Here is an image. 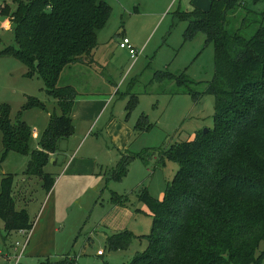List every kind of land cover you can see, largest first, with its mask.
<instances>
[{
  "label": "rangeland",
  "instance_id": "rangeland-1",
  "mask_svg": "<svg viewBox=\"0 0 264 264\" xmlns=\"http://www.w3.org/2000/svg\"><path fill=\"white\" fill-rule=\"evenodd\" d=\"M101 1L111 11L96 34L90 64L66 67L57 83L58 87H73L78 95L71 116L73 133L58 143L54 163L49 160L44 168L54 181L49 194L39 178L23 175L29 156L10 152L1 160L0 133V182L6 176L13 177L16 209H26L35 231L42 232L36 238L37 246L27 252H21L26 240L23 236L11 237L8 246L20 244L15 253L20 256L19 264H55L65 259L74 264L130 262L146 248L142 236L149 233L152 224L149 210L137 195L146 189L151 197L162 200L166 185L178 170L163 153L195 132L214 126V98L205 94L214 76L213 48L204 46L201 33L184 43L187 23L176 17V13L196 7L207 10L208 1ZM243 1L254 12L264 11V3ZM14 8L11 0H0V106H10L14 123L27 97L45 105L46 111L22 113L21 120L31 130L33 150L50 117L59 116L60 111L46 95L41 79L25 78L24 65L1 56L8 46L16 48L9 17L2 16ZM122 38L136 50L134 59L118 47ZM158 72L176 77L183 74L193 82L190 94H183L174 82H157ZM130 101L135 105L129 110ZM134 154H141L142 159L130 162L118 178L121 157ZM115 195L126 196L127 202L117 207ZM51 222L54 231L50 230ZM124 231L133 236L126 249H109L107 238ZM3 236L0 221V249L4 250ZM263 250L264 243L258 253ZM0 264L14 262L0 259Z\"/></svg>",
  "mask_w": 264,
  "mask_h": 264
},
{
  "label": "trees",
  "instance_id": "trees-1",
  "mask_svg": "<svg viewBox=\"0 0 264 264\" xmlns=\"http://www.w3.org/2000/svg\"><path fill=\"white\" fill-rule=\"evenodd\" d=\"M14 11L4 12L12 25L13 42L1 56L12 57L27 69L23 75L42 80L46 95L60 111L43 130L38 147L30 149L31 130L21 120L29 110L46 111L33 97L10 119V106H0L3 161L8 153L29 156L23 175L37 177L47 193L54 186L44 168L61 140L73 133L71 113L77 98L71 86L58 87L61 72L73 64H90L96 34L110 15L101 0H11ZM253 5L264 0H251ZM187 23L183 42L198 33L214 51V76L205 94L212 95L214 126L197 131L186 141L170 146L164 157L178 165L164 197L157 200L146 189L137 199L147 207L152 224L146 248L127 264H263L264 250V11L254 12L243 0H210L206 11L178 12ZM157 82H174L190 94L191 80L158 72ZM195 102H198L196 97ZM135 105L129 102V110ZM141 154L121 157L116 176ZM162 159V157H161ZM12 176L0 182V221L4 236L31 231L25 209H16ZM122 207L126 196H114ZM133 236L115 233L106 240L109 249L124 250ZM55 264H74L62 260Z\"/></svg>",
  "mask_w": 264,
  "mask_h": 264
},
{
  "label": "built area",
  "instance_id": "built-area-1",
  "mask_svg": "<svg viewBox=\"0 0 264 264\" xmlns=\"http://www.w3.org/2000/svg\"><path fill=\"white\" fill-rule=\"evenodd\" d=\"M9 23V22H8ZM118 47L120 49H123V50H127L128 51V54H129V57L130 59H134L137 55V52L136 50L130 45V42L128 41L127 38H122L119 43H118ZM32 231V230H31ZM31 231H19L18 234L23 236L26 240H25V243L23 244L24 246L22 247V250L21 252L24 251L26 245L28 244L29 242V238H30V233ZM20 247V244L19 243H15L14 245H11L10 249L12 250V253L11 255H8L6 254L2 249H0V259H3L5 261H11V262H14V264H19V259H20V256H16L15 253L17 252L18 248Z\"/></svg>",
  "mask_w": 264,
  "mask_h": 264
},
{
  "label": "crops",
  "instance_id": "crops-1",
  "mask_svg": "<svg viewBox=\"0 0 264 264\" xmlns=\"http://www.w3.org/2000/svg\"><path fill=\"white\" fill-rule=\"evenodd\" d=\"M208 1V3H210V0H207ZM197 8V7H196ZM198 9H200V10H203V11H206V9H205V7H203V8H198ZM75 103H76V100H75V102H74V106H75ZM74 106H73V108H74ZM73 110V109H72ZM73 112V111H72ZM71 116H72V113H71ZM72 118V117H71ZM191 139V138H190ZM55 155V154H54ZM54 155L53 156H51V162H52V164L54 163ZM53 188H54V186H53ZM53 188L51 189V190H53ZM51 192V191H50ZM49 192V193H50ZM48 193V194H49ZM118 207V206H117ZM26 210V209H25ZM27 211V210H26ZM28 213V212H27ZM28 215H29V213H28ZM29 218H30V216H29ZM52 224L50 225L51 226V228H50V230H55V229H53L52 228V225H53V222H51ZM37 226V225H36ZM35 229H36V227H35V224H33V229H32V231H31V233H30V239H29V242H28V244L26 245V247H25V249H24V251L23 252H25V250H26V252L27 251H29V249H32L33 247L35 248L36 246H37V244H36V238L37 239H39L41 236H42V232H40L41 230L39 229V231L37 230V232L35 231ZM38 232H40V233H38ZM2 242H3V240H2ZM11 243V242H10ZM8 244H6V243H4L3 242V247H4V252L6 253V254H8V255H11V253H12V250L10 249V247H11V245H9L8 247ZM29 248V249H28ZM9 251H10V253H9ZM26 255V254H25ZM63 256H66V255H63Z\"/></svg>",
  "mask_w": 264,
  "mask_h": 264
},
{
  "label": "water",
  "instance_id": "water-1",
  "mask_svg": "<svg viewBox=\"0 0 264 264\" xmlns=\"http://www.w3.org/2000/svg\"><path fill=\"white\" fill-rule=\"evenodd\" d=\"M208 132V129H204L203 130V133L205 134V133H207Z\"/></svg>",
  "mask_w": 264,
  "mask_h": 264
}]
</instances>
